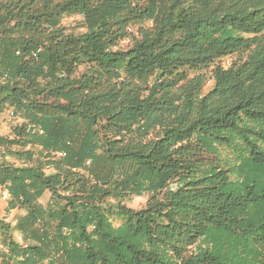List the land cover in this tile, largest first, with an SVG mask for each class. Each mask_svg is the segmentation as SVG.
Segmentation results:
<instances>
[{"label": "trees", "instance_id": "16d2710c", "mask_svg": "<svg viewBox=\"0 0 264 264\" xmlns=\"http://www.w3.org/2000/svg\"><path fill=\"white\" fill-rule=\"evenodd\" d=\"M10 111L0 264H264V0H0Z\"/></svg>", "mask_w": 264, "mask_h": 264}, {"label": "rangeland", "instance_id": "374dc122", "mask_svg": "<svg viewBox=\"0 0 264 264\" xmlns=\"http://www.w3.org/2000/svg\"><path fill=\"white\" fill-rule=\"evenodd\" d=\"M61 27L65 28L68 33H74V34H79L83 32V27H82V18L80 16H64L61 21ZM131 46V41L130 40H125L120 43L118 46V49L126 50ZM234 57H226L221 61V64L225 67H229V65L232 63ZM213 88V82H209L205 88V93L210 91ZM5 124L4 129H3V135L7 137H15V132L14 128L15 125L13 122L9 123L5 120H3ZM218 156L215 157L213 155H207V160H218L220 163L223 165L227 166V168L233 169L235 167V164L237 163V154L233 152L231 149L227 148H220L218 149ZM12 161H15V158H11ZM16 163H19V160L16 159ZM49 171V169H48ZM233 179H236V176H232ZM175 187V186H174ZM1 198V194H0ZM150 198V193L147 192L143 194L142 196H134L128 200L125 201V204L135 210H140L144 208ZM9 199V197H8ZM1 200V199H0ZM6 206L2 210V219H5L6 222L12 223L14 225V222L17 218H19L21 215L24 214V211H12L11 213H7L6 211ZM16 213V214H14Z\"/></svg>", "mask_w": 264, "mask_h": 264}, {"label": "crops", "instance_id": "0c3cea01", "mask_svg": "<svg viewBox=\"0 0 264 264\" xmlns=\"http://www.w3.org/2000/svg\"><path fill=\"white\" fill-rule=\"evenodd\" d=\"M3 120H5V121H7V122H9V123L12 122V121H10V119L8 118L7 113L0 114V135H2V136H4L2 133H3L4 126H5V124H6V123H4ZM20 123H22V120L17 121V122H13V124H14L15 126L18 125V124H20ZM9 160L12 161V159H10V158H9ZM0 194H1V198H0V199H1V200H0V217H2V210H1V208H3V210H4L5 205H7L8 197H9V193H8V191H7L6 189L0 187ZM50 196H51L50 192L47 191V192L44 194V196L40 199V202L43 203L44 205H46V204L49 202V200H50ZM14 214H16V213H14ZM14 224H15V223H14ZM15 236H16V239H17L19 242H22V236H21L20 233H16Z\"/></svg>", "mask_w": 264, "mask_h": 264}, {"label": "built area", "instance_id": "2783aa9c", "mask_svg": "<svg viewBox=\"0 0 264 264\" xmlns=\"http://www.w3.org/2000/svg\"><path fill=\"white\" fill-rule=\"evenodd\" d=\"M8 118L10 119V121L12 122H17V121H20V118H16V115L13 111H10L8 112ZM40 133H43V131H40ZM65 156V153L61 152V153H58V157H64ZM90 161H87V165H90Z\"/></svg>", "mask_w": 264, "mask_h": 264}, {"label": "water", "instance_id": "95a60500", "mask_svg": "<svg viewBox=\"0 0 264 264\" xmlns=\"http://www.w3.org/2000/svg\"><path fill=\"white\" fill-rule=\"evenodd\" d=\"M31 131H33L34 130V127H31V129H30Z\"/></svg>", "mask_w": 264, "mask_h": 264}]
</instances>
